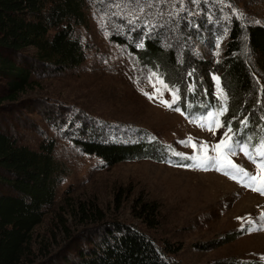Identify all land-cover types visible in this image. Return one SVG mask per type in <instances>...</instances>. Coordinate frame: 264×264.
Returning a JSON list of instances; mask_svg holds the SVG:
<instances>
[{
	"label": "rangeland",
	"instance_id": "1",
	"mask_svg": "<svg viewBox=\"0 0 264 264\" xmlns=\"http://www.w3.org/2000/svg\"><path fill=\"white\" fill-rule=\"evenodd\" d=\"M171 1L172 5L170 0H87L88 22L75 26V35L87 52L86 60L75 68L35 74L34 86L18 102H5L7 109L0 107V119L9 120L11 131L21 143L39 150L42 143L53 140L54 155L65 165L55 201L45 207L44 219L33 233L28 264L73 254L90 244L89 230L106 222L128 224L147 234L161 249L171 250L166 251L170 264H264V230L249 232L247 219H237L251 217L253 227L264 223L259 219L264 211V196L213 168L187 167L194 162H178L181 157L171 151L192 156L193 147L179 143L189 136L197 145L218 143L227 125L213 132L198 123L199 118L218 107L208 104L201 112L189 107L190 116L185 117V104L192 101H184L182 93L189 86L195 92L193 79L185 87L169 85L160 70L142 64L133 51L112 37L118 32L120 19L139 22L144 26V35L149 34L158 16L143 15L144 12L152 7L167 13V2L173 6L169 11L175 20L172 24L170 18H161L168 42L177 44L179 59L188 51L190 59L209 64L212 71L208 73L193 64L190 67L207 78L208 85L212 84V98L222 104L213 79L219 74L212 65L225 57L233 20L243 28L248 24L264 25V0ZM232 7L242 11L244 17L233 12ZM190 27L200 37L195 32L193 35ZM120 34L124 35L122 31ZM246 39L243 37V49L249 56ZM34 51L30 48L26 54ZM188 68L185 73L195 76L194 70ZM157 77L180 90V100L173 108L145 95L161 87ZM219 87L222 88L221 80ZM204 97L200 99L206 100ZM163 99L171 101V93L164 90ZM51 107L61 116L50 120L45 113ZM175 107L181 111H175ZM73 115L84 117L88 126L93 124L104 131L103 140L140 142L145 135L147 141L155 140L167 147L170 154L164 160L144 158L108 165L75 143L68 122ZM220 119L224 121L223 116ZM208 155L215 153L209 150ZM230 158L255 172L256 165L243 152ZM251 195V203L243 206L241 201ZM91 210L99 214L88 216L86 211L90 214ZM234 234H238L235 239L225 242Z\"/></svg>",
	"mask_w": 264,
	"mask_h": 264
},
{
	"label": "trees",
	"instance_id": "2",
	"mask_svg": "<svg viewBox=\"0 0 264 264\" xmlns=\"http://www.w3.org/2000/svg\"><path fill=\"white\" fill-rule=\"evenodd\" d=\"M170 4L165 3L164 11L173 9ZM87 6V0H0V107L7 109L5 102H18L21 95L34 86L35 74L75 68L86 60L87 52L75 35V26L87 24ZM169 10L162 14L151 7L144 12L143 15L158 16V23L149 34L144 35V26L137 24L139 22L120 19L122 23L112 37L133 51L142 64L160 70L169 85L185 87L193 79L195 92L186 89L182 93L184 101H192L185 104L187 110L190 107L194 112H201L208 104L220 106L219 100L212 98V84L208 85L207 78L190 67L193 64L208 73L212 71L209 64L198 58L190 59L188 51L179 59L177 44L168 42L161 18L165 21L170 18L175 24ZM231 28L225 57L212 66L228 97V112L223 115L225 125L231 120L236 138L253 136L254 144L264 134L261 131L264 128V119H261L264 117V25L248 24L243 28L233 20ZM190 29L193 35L195 32L200 37L193 27ZM243 37L247 38L249 56L243 49ZM30 48L35 51L26 54ZM187 68L194 70L195 76L186 74ZM203 96L206 100L200 99ZM45 115L50 120L61 116L52 107ZM72 117L68 122L75 134V143L108 165L144 158L164 160V156L170 154L167 147L155 140L147 141L145 135L140 142L103 140L104 131L93 124L88 126L84 117ZM244 117L248 118V126L242 129L240 120ZM10 125L9 120L0 119V264H28L35 228L44 219L45 207L55 201L66 171L65 165L54 155L53 140L42 143L39 150L32 149L17 139ZM178 162L186 163L181 159ZM95 213L99 211L91 210L90 214L86 211L91 217ZM89 233V245L79 247L73 254L53 256L40 264L171 263L166 255V251L171 250L164 251L151 237L131 225L106 222ZM237 235L225 237V242Z\"/></svg>",
	"mask_w": 264,
	"mask_h": 264
},
{
	"label": "snow or ice",
	"instance_id": "3",
	"mask_svg": "<svg viewBox=\"0 0 264 264\" xmlns=\"http://www.w3.org/2000/svg\"><path fill=\"white\" fill-rule=\"evenodd\" d=\"M232 11L238 12L241 18L244 17V13L239 9L232 7ZM155 75L156 74L154 73L153 76ZM213 79L217 83V95L221 99L222 104L218 106L217 109L208 111L206 116L199 118L198 123L200 127L207 128L208 130L215 132L217 129L225 128V122L222 121L220 117L228 112L226 103L228 97L227 94L223 92V89L219 87L220 78L218 76H214ZM157 81L161 87L155 88L154 92L151 94L145 93V95H147L149 99L158 98L166 107L173 108V105H176L180 100V90L178 88L169 87V85L165 84L159 77H157ZM164 90L171 93V101L163 99ZM192 90L193 86H189V91ZM174 110L177 112L181 111L179 107H175ZM236 119L237 117H233V120ZM261 119H264V117ZM240 124L242 129L246 128L248 126V118L244 117L240 120ZM261 131L264 133V128H262ZM252 141L253 136H247V138L241 137L240 139H237L236 133L233 131L232 121L229 120L227 121L226 130L223 132V136L218 143L209 146L207 142H200L199 145H197L193 142V138L189 136L185 140L179 141V143L184 144L185 146L191 145L194 149V154L192 156L176 152L174 149H171V151L173 155L181 157L182 160L186 159L194 162L193 164L186 165L187 167H202L205 170L213 168L216 171L229 176L230 179L237 181L242 186L264 196V134L260 135L254 144ZM209 150L215 153V155H208ZM238 151L243 152L244 155L256 165L255 172L249 171L242 165L234 163L230 157L235 155ZM237 219H247L249 224L247 230L249 232L258 229L264 230V223L253 227V225H255V221L251 217H238ZM259 219L264 221V211L260 213ZM262 259H264V257H262Z\"/></svg>",
	"mask_w": 264,
	"mask_h": 264
},
{
	"label": "bare ground",
	"instance_id": "4",
	"mask_svg": "<svg viewBox=\"0 0 264 264\" xmlns=\"http://www.w3.org/2000/svg\"><path fill=\"white\" fill-rule=\"evenodd\" d=\"M220 184L223 185L224 183L221 182ZM230 184H231V183H230ZM222 185H220V186H222ZM213 186H214V185H213ZM223 186H224V185H223ZM225 187H226V184H225ZM221 188H222V187H221ZM239 190H240V189H239ZM253 198H254V196H252V195H251V196H248V197L244 198L243 201H241V203L243 204V206H248L249 203H251L250 200H252Z\"/></svg>",
	"mask_w": 264,
	"mask_h": 264
}]
</instances>
